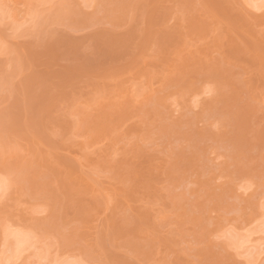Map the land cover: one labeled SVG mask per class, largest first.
Wrapping results in <instances>:
<instances>
[{
	"label": "rangeland",
	"instance_id": "rangeland-1",
	"mask_svg": "<svg viewBox=\"0 0 264 264\" xmlns=\"http://www.w3.org/2000/svg\"><path fill=\"white\" fill-rule=\"evenodd\" d=\"M0 264H264V0H0Z\"/></svg>",
	"mask_w": 264,
	"mask_h": 264
},
{
	"label": "bare ground",
	"instance_id": "bare-ground-1",
	"mask_svg": "<svg viewBox=\"0 0 264 264\" xmlns=\"http://www.w3.org/2000/svg\"><path fill=\"white\" fill-rule=\"evenodd\" d=\"M254 4L257 5L256 2H255ZM16 233H17V232H16ZM22 235H24V234H22ZM17 236H19V233H18ZM19 237H20V236H19ZM21 237H22V236H21ZM28 239H29V238H28ZM17 242H19V246H21V245H23V244L26 243V238L22 237V238H20L19 241H17ZM27 242H28V241H27ZM262 246H263V245H262ZM16 248H18V247H16ZM16 248H15V249H16ZM13 251H14V250H13ZM13 251H12V252H13ZM15 251H16V250H15ZM9 261H10V260H9Z\"/></svg>",
	"mask_w": 264,
	"mask_h": 264
}]
</instances>
